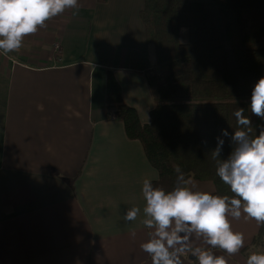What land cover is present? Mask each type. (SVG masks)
<instances>
[{"label": "crops", "instance_id": "obj_1", "mask_svg": "<svg viewBox=\"0 0 264 264\" xmlns=\"http://www.w3.org/2000/svg\"><path fill=\"white\" fill-rule=\"evenodd\" d=\"M79 5L78 15L66 9L25 37L18 52H0V264H152L141 248L149 231L142 185L159 173L124 123L106 120L111 69L124 100L151 121L147 74L130 68L135 49L156 62L140 15L144 0ZM190 180L193 190H216ZM133 206L141 213L126 222ZM232 227L245 246L231 256L214 252L246 264L244 249L263 246L251 245L260 224L242 215ZM182 264L197 262L186 256Z\"/></svg>", "mask_w": 264, "mask_h": 264}, {"label": "trees", "instance_id": "obj_2", "mask_svg": "<svg viewBox=\"0 0 264 264\" xmlns=\"http://www.w3.org/2000/svg\"><path fill=\"white\" fill-rule=\"evenodd\" d=\"M252 10L264 12V0H144L140 15L156 62L151 64L147 50L135 49L130 68L147 74L155 98L151 121L143 123L136 108L124 100L111 69L107 70L106 120L123 122L128 137L142 143L159 173L154 185L171 189L173 166L180 165L187 179L213 182V194L231 195L215 173L210 151L224 129L234 132L237 108L250 116L254 134L264 124L259 117H251L245 101L264 76V13L256 17L262 22L258 28L247 29L245 23L244 28L231 30L235 19L243 23L236 15ZM183 28L188 30L186 41L181 38ZM233 33H238L234 40L241 44L236 48L229 47ZM224 139L221 156L227 158L233 145L228 137ZM261 237L264 225L251 245L264 248ZM244 251L247 258L252 252H262L248 247Z\"/></svg>", "mask_w": 264, "mask_h": 264}, {"label": "clouds", "instance_id": "obj_3", "mask_svg": "<svg viewBox=\"0 0 264 264\" xmlns=\"http://www.w3.org/2000/svg\"><path fill=\"white\" fill-rule=\"evenodd\" d=\"M66 9L78 15L79 0H0V52H18L25 37ZM249 110L264 120V76L252 89ZM233 115L237 125L234 132L224 129L210 151L215 173L231 195L193 190L180 165L173 166L175 181L171 189L154 185L151 179L143 180L142 224L149 231L141 248L150 255L152 264H182L186 256L197 264H228L227 258L214 250L231 256L245 246L243 233L233 229L232 220L243 215L264 225V124L259 126V134H254L244 108H237ZM225 137L233 149L222 158ZM140 213L141 208L133 206L123 219L136 221ZM197 239L207 247L195 246ZM246 264H264V252H252Z\"/></svg>", "mask_w": 264, "mask_h": 264}, {"label": "rangeland", "instance_id": "obj_4", "mask_svg": "<svg viewBox=\"0 0 264 264\" xmlns=\"http://www.w3.org/2000/svg\"><path fill=\"white\" fill-rule=\"evenodd\" d=\"M259 12H262L261 10H252V11H248V12H242L240 15H236L237 17H239L240 19H242L243 23L242 24H238V20L235 19L233 22H232V32L237 30L238 27H240L241 29L244 28L243 25L246 23V27L247 29L253 25L255 27H259L260 25H262V22H260V19L259 18H256L258 14H260ZM264 13V12H262ZM235 37H231L232 41L229 43V47H232V48H236V47H239L241 44L239 41H236L234 40L236 37V34L238 33H233ZM185 36L188 37V30L186 28H183L181 30V38L183 39ZM153 46V45H151ZM154 47V46H153ZM245 101L248 103L249 107H250V104H251V99H245ZM251 117L252 118H255L257 119L258 117L255 116V115H252L251 114ZM262 252H264V248L262 246L261 248ZM260 250V251H261ZM259 251V250H258Z\"/></svg>", "mask_w": 264, "mask_h": 264}, {"label": "built area", "instance_id": "obj_5", "mask_svg": "<svg viewBox=\"0 0 264 264\" xmlns=\"http://www.w3.org/2000/svg\"><path fill=\"white\" fill-rule=\"evenodd\" d=\"M57 51H60V47L59 46H57Z\"/></svg>", "mask_w": 264, "mask_h": 264}]
</instances>
